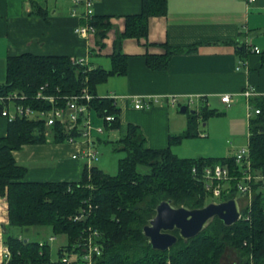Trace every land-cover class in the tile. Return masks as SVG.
<instances>
[{
    "label": "trees",
    "instance_id": "trees-1",
    "mask_svg": "<svg viewBox=\"0 0 264 264\" xmlns=\"http://www.w3.org/2000/svg\"><path fill=\"white\" fill-rule=\"evenodd\" d=\"M32 5L34 13H43L40 3L32 2ZM164 11L165 0H140L138 13L123 16V29L116 32L112 41L109 69L86 68L83 64L72 63L67 55L21 52L6 57L0 95L16 90L26 95L23 103L47 108L49 102L34 98L40 86L45 93L68 94L85 84L94 95L90 100L93 112L96 115L114 114V120L106 127L118 129L115 145L124 151V155L118 158L115 173L83 163L75 181L22 180L25 167L15 161L12 151L24 143L44 141L48 138L47 128L41 120L17 116L7 119L6 132L0 136V195L6 201L7 223L3 225L1 242L7 248L8 256H3L0 264H82L79 243L88 225L100 232L101 253L95 264H220L219 256L225 244L239 249L241 264H264V191L263 188L255 191L261 187L260 181L252 182L254 194L247 216L232 225H225L214 217L199 234L187 241L178 238L166 250L151 248L142 234V225L163 198H171L174 205L190 207L203 206L211 200L200 172L196 174L192 170L194 165L200 169L204 164L223 163L232 170L237 168L234 155L180 157L169 146H146L137 124L119 122L113 99L96 95L97 83L110 73L125 71L122 39L129 36L145 38L148 17L162 15ZM88 22L94 26L98 40L110 27L105 15L92 14ZM159 45L163 47L162 52L145 53L146 65L151 69H163L170 55L193 52L197 48L196 44L172 46L161 42ZM237 51L243 56L245 44L237 47ZM261 57L264 61V50ZM253 103L260 111L248 119L250 159L252 167L264 175V97H254ZM201 110L202 119L215 112L206 106ZM49 130V139L53 141H65L68 135L58 123L51 125ZM197 134L196 111L189 112L187 128L178 134H170L169 142ZM231 196L238 195L229 194L226 198ZM243 211L247 212V208ZM39 225L49 226L52 235L65 234L66 242L59 246L58 258H50L46 240L27 238L10 230L11 227L28 230ZM62 255L66 256L65 260L61 259Z\"/></svg>",
    "mask_w": 264,
    "mask_h": 264
},
{
    "label": "crops",
    "instance_id": "crops-1",
    "mask_svg": "<svg viewBox=\"0 0 264 264\" xmlns=\"http://www.w3.org/2000/svg\"><path fill=\"white\" fill-rule=\"evenodd\" d=\"M32 2L40 3L43 13H34ZM70 6L71 0H0V83L5 80L6 57L21 52L82 57L90 67H111L112 41L123 29V16L140 11V0L95 1L92 13L108 16L110 22L100 40L95 32L81 36L73 31L85 19L71 15ZM161 42L172 46L196 44L197 48L170 55L163 69H151L145 53L162 52ZM242 43L246 48L243 56L237 51ZM252 45L258 51H253ZM121 49L126 55L125 71L110 73L97 83L96 95L112 96L119 122L137 124L146 146L170 147L169 135L188 126L190 111L181 112L178 106L186 104L189 97L194 103L186 105L196 109L197 124L200 110L209 108L210 102L245 109L246 98L241 91L247 85L258 92L251 102L254 97H263L264 0H165L164 13L148 17L146 37H124ZM241 59L245 63L237 68ZM224 93L231 95L229 105L220 99ZM169 96H175L179 104H169ZM136 99L141 106H134ZM202 123L205 126V119ZM6 125L7 118L0 115V136L5 134ZM100 140L97 136L95 146ZM82 146L80 142L47 138L24 143L12 155L25 167L22 180L75 181L84 161L72 155ZM6 223V201L0 195V261L4 246L1 232Z\"/></svg>",
    "mask_w": 264,
    "mask_h": 264
},
{
    "label": "built area",
    "instance_id": "built-area-1",
    "mask_svg": "<svg viewBox=\"0 0 264 264\" xmlns=\"http://www.w3.org/2000/svg\"><path fill=\"white\" fill-rule=\"evenodd\" d=\"M95 1L97 0H71L69 13L85 19L84 23H79L74 26L73 31L76 34L87 36L95 32L94 26L88 22V18L93 14L92 5ZM77 6L80 7L79 10H77ZM250 48H252L253 51H258L256 45H252ZM70 60L72 63L83 64L86 68H90L86 60L82 57H70ZM243 63H245V60L241 59L237 68H240ZM42 89L43 86L37 89L34 98L49 102L47 108L33 107L28 103H23L22 100L26 98V95L22 92L11 90L0 95V115L6 117L8 120L16 116L32 120H41L46 128H49L54 123H58L63 131L68 134L65 137L66 142H80L83 144L81 150L74 153L72 156L82 158L87 166L91 165V161L98 156V150L95 146L96 137L103 131L106 124L108 125L114 120V114L105 113L103 115H97L101 124L93 122L91 115L96 114L90 106V100L94 95L85 84H83L79 90L68 94L45 93ZM257 94V89L252 85L245 86L241 91V95L246 98L248 119L260 111L259 106L250 101V98ZM108 97L112 98V96ZM220 99L226 105L231 103V95L228 93L222 94ZM188 100L189 101L185 103L190 106L193 103L192 97H189ZM149 103L150 101L145 104L148 105ZM168 103L171 105L179 104L176 102L175 96H169ZM141 105L142 102L136 99L134 106L137 107ZM71 131H74L75 134H69ZM234 161L238 165L237 168L233 170L230 166L223 163L204 164L200 169L196 165L192 167L194 173L197 174L200 172L206 194L211 197V200L219 201L224 199L223 196L231 191V189H229L230 187H226L225 185L227 182H231L233 178H237L235 189L240 198L252 192L254 177H251L252 165L249 144L247 147L237 149L234 153ZM233 172H237V175H233ZM238 174H240V176ZM250 206L251 201L244 207L247 208V212L241 211L240 218L247 216ZM74 218H77V216ZM52 238V236H49V239ZM99 238V230L88 225L79 243L81 247L80 257L82 264H95L96 258L101 253V242ZM2 254V257L8 256V250L5 246H3ZM61 259L65 260L66 256L62 255Z\"/></svg>",
    "mask_w": 264,
    "mask_h": 264
},
{
    "label": "rangeland",
    "instance_id": "rangeland-1",
    "mask_svg": "<svg viewBox=\"0 0 264 264\" xmlns=\"http://www.w3.org/2000/svg\"><path fill=\"white\" fill-rule=\"evenodd\" d=\"M210 103L211 105L209 108L215 110V112L210 113L206 117L205 126H203L202 123L203 119L201 118V120H199L197 128L200 130V133L198 132V135L184 137L178 142H172L170 149L177 156L193 158L200 155L208 157L228 156L234 154L238 148L248 146L247 106H245L244 109L237 104L225 106L220 103ZM200 113H203V111L201 110ZM91 117L93 122L101 124V121L95 115L92 114ZM201 117H203V114ZM204 132L206 134H204ZM50 134V130L47 127L46 135L48 138L51 137ZM99 136L101 140L96 145L98 156L91 161V164L97 165L108 173H115L117 169V160L124 155V151L117 149L115 145V141L119 136V131L115 128L104 127ZM234 164L237 167L238 164L235 161ZM233 173V175H237V172ZM238 175L240 176V174ZM251 177H254L253 180L255 182H264V175L259 169L252 167ZM236 181L237 178H233L231 182H227L225 185L226 187H230V195H238L236 189H232L233 186L235 187ZM260 189L261 187L259 186L255 191L257 192ZM229 194H226L223 198L225 199ZM253 194L254 192L252 191L249 195L241 196V198L238 196L242 209L252 200ZM10 230L14 234L19 233L27 238L46 240L49 245L51 259L58 258L57 250L60 245L66 242L65 234L52 235L51 228L47 225L31 226L28 230H26L25 227H11ZM49 236L53 238L49 239ZM241 260L242 257L239 249L232 245L225 244L219 256L220 264H241Z\"/></svg>",
    "mask_w": 264,
    "mask_h": 264
},
{
    "label": "water",
    "instance_id": "water-1",
    "mask_svg": "<svg viewBox=\"0 0 264 264\" xmlns=\"http://www.w3.org/2000/svg\"><path fill=\"white\" fill-rule=\"evenodd\" d=\"M178 110L195 112L196 109L180 104ZM261 188H264V182ZM240 214L238 196L219 201L211 200L197 207L174 205L172 199L167 197L155 204L153 214L142 225L141 231L151 248L166 250L176 243L178 238L187 241L199 234L214 217L219 218L225 225H232L240 219Z\"/></svg>",
    "mask_w": 264,
    "mask_h": 264
}]
</instances>
